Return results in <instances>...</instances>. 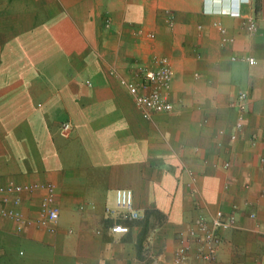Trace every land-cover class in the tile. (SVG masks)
Returning <instances> with one entry per match:
<instances>
[{
  "label": "crops",
  "instance_id": "1",
  "mask_svg": "<svg viewBox=\"0 0 264 264\" xmlns=\"http://www.w3.org/2000/svg\"><path fill=\"white\" fill-rule=\"evenodd\" d=\"M158 58L173 109L146 119L120 77ZM263 158L264 0H0V185L52 182L60 209L54 230L0 215V264H173L181 232L235 207L203 264H264ZM120 188L138 218L107 211Z\"/></svg>",
  "mask_w": 264,
  "mask_h": 264
},
{
  "label": "built area",
  "instance_id": "2",
  "mask_svg": "<svg viewBox=\"0 0 264 264\" xmlns=\"http://www.w3.org/2000/svg\"><path fill=\"white\" fill-rule=\"evenodd\" d=\"M256 26L255 18H251L249 28L254 29ZM222 32H225L224 28H222ZM247 61L250 64L256 63L252 57L247 58ZM156 62L155 68L138 67L132 78L120 77L121 84L130 92L136 106L146 119H151L155 113L169 112L173 109V104L168 95L173 80L172 66L167 58H158ZM247 98L246 92H240L235 102L241 110L237 121L239 129L243 127V103ZM64 126L69 128L68 123ZM233 138H236V135H233ZM228 165L229 163H226V166ZM38 190L44 191L39 217L26 219L24 213L18 208L23 202V194H31ZM55 194L56 187L52 182L31 184L9 182L1 184L0 215L17 221L18 229H22L25 222H35L42 227L54 230V224L60 218V209L55 204ZM117 210L124 211L131 219L139 217V211L134 206V193L131 189L120 188L116 190V207H109L107 211L113 214ZM251 216L255 217L256 214L251 213ZM237 221V207L231 212L219 209L211 217L201 216L196 224L186 232L179 234V242L173 255V264H203L204 262L215 261L218 248L222 243V231L236 228ZM112 231L128 233L130 227L119 223L113 225Z\"/></svg>",
  "mask_w": 264,
  "mask_h": 264
}]
</instances>
